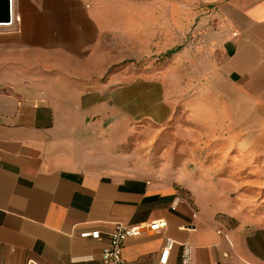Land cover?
Here are the masks:
<instances>
[{"label": "crops", "instance_id": "crops-1", "mask_svg": "<svg viewBox=\"0 0 264 264\" xmlns=\"http://www.w3.org/2000/svg\"><path fill=\"white\" fill-rule=\"evenodd\" d=\"M10 2L11 22L0 24V264H102L116 223L158 219L167 226L124 242L127 264H156L167 238L190 244L192 264H264V0ZM130 20L152 32L176 22L189 40L165 75L103 80L100 35ZM180 112L182 159L169 143L165 172L111 154L127 124Z\"/></svg>", "mask_w": 264, "mask_h": 264}, {"label": "rangeland", "instance_id": "rangeland-1", "mask_svg": "<svg viewBox=\"0 0 264 264\" xmlns=\"http://www.w3.org/2000/svg\"><path fill=\"white\" fill-rule=\"evenodd\" d=\"M139 26L140 23L134 20L111 22L110 31L100 35L97 55L103 63L108 64L103 80L109 79L112 83L128 82L142 74L165 75L174 51L180 50L189 40L188 37L182 36V31H178L176 22L173 23L175 31H167L166 22H159L158 32H152L146 27L138 29ZM126 126V139L120 142L112 140L110 152L120 157L126 165H130L131 170L146 167L157 170L163 168L165 172L169 143L174 150L175 161H181L183 146L181 112L175 120L164 125L135 121ZM115 146L118 148H114ZM136 161H139V164L135 167ZM229 200L233 204L239 201L246 203V199ZM243 206L245 208V205ZM228 223H231V220Z\"/></svg>", "mask_w": 264, "mask_h": 264}, {"label": "built area", "instance_id": "built-area-1", "mask_svg": "<svg viewBox=\"0 0 264 264\" xmlns=\"http://www.w3.org/2000/svg\"><path fill=\"white\" fill-rule=\"evenodd\" d=\"M167 226V221L158 219L145 222L139 225H126L116 223L111 229L108 244L102 249V264H127L123 257V245L128 238L137 237L145 232L159 231ZM84 237L91 236L99 238V232L83 233ZM176 245H179V263L192 264L191 246L188 242H177L173 238H167L164 247L158 257L156 264H169L172 252Z\"/></svg>", "mask_w": 264, "mask_h": 264}, {"label": "water", "instance_id": "water-1", "mask_svg": "<svg viewBox=\"0 0 264 264\" xmlns=\"http://www.w3.org/2000/svg\"><path fill=\"white\" fill-rule=\"evenodd\" d=\"M12 6L10 0H0V24L10 23Z\"/></svg>", "mask_w": 264, "mask_h": 264}]
</instances>
